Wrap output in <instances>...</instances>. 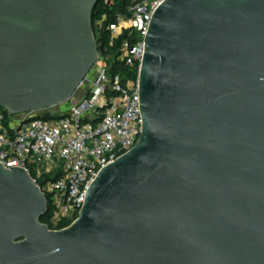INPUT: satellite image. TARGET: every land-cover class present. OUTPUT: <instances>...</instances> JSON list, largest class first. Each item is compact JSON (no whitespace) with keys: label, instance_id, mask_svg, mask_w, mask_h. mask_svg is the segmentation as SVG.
I'll return each instance as SVG.
<instances>
[{"label":"water","instance_id":"1","mask_svg":"<svg viewBox=\"0 0 264 264\" xmlns=\"http://www.w3.org/2000/svg\"><path fill=\"white\" fill-rule=\"evenodd\" d=\"M100 0H0V110L71 103L98 64ZM139 73L143 131L78 218L0 163V264H264V0H168Z\"/></svg>","mask_w":264,"mask_h":264},{"label":"built area","instance_id":"2","mask_svg":"<svg viewBox=\"0 0 264 264\" xmlns=\"http://www.w3.org/2000/svg\"><path fill=\"white\" fill-rule=\"evenodd\" d=\"M167 1L120 0L122 12L107 27L112 46L122 37L135 41L124 40L118 58L131 68L138 67L136 82L123 86L121 77L111 75L107 60L99 54L95 79L85 81L90 84L86 95L61 118L44 120L38 112L5 117L0 111V163L5 169L27 171L47 197L55 226L78 218L99 172L129 153L140 139L139 73L145 38L154 13ZM116 2L100 0L106 8ZM105 22L106 16L97 22L99 29Z\"/></svg>","mask_w":264,"mask_h":264},{"label":"trees","instance_id":"3","mask_svg":"<svg viewBox=\"0 0 264 264\" xmlns=\"http://www.w3.org/2000/svg\"><path fill=\"white\" fill-rule=\"evenodd\" d=\"M121 8L122 7L120 5V0H117L116 4L112 8H106L103 6V4L99 3L93 12L92 27L98 44L100 56L103 59L107 60L106 62L111 67V75L114 77L120 76L122 79L123 86H126L128 82H136L138 80V67L136 66L131 68L127 66L124 62H121L118 58L119 47L121 46L122 42L128 38L122 37L112 46L110 44V34L107 29L109 25L114 24L116 22L117 15L122 12ZM104 16H106V22L104 23L103 28L99 29V27L97 26V22L101 20ZM134 42V40L128 39V43L132 44ZM0 111L5 115V117H8L7 112L3 110ZM40 116L44 120H52L61 118L62 115L47 114ZM48 210L49 212L47 216L41 219V223L48 225L51 230H60L71 225V222H69L63 225L55 226L51 221L52 210L50 203L48 204Z\"/></svg>","mask_w":264,"mask_h":264},{"label":"rangeland","instance_id":"4","mask_svg":"<svg viewBox=\"0 0 264 264\" xmlns=\"http://www.w3.org/2000/svg\"><path fill=\"white\" fill-rule=\"evenodd\" d=\"M97 69H98V66L96 65L95 68L92 70V72L89 75V81H93L95 79V77L97 75ZM89 87H90V84L89 83L83 84V86H81L77 90V92L74 95L71 103L64 104V105H60V106L54 107V108L49 109V110L40 111V112H38V115L39 116L40 115H47V114L59 115L61 113L66 112L69 109V107H70L71 104H74V103H76L78 101H81L84 98V96L86 95Z\"/></svg>","mask_w":264,"mask_h":264}]
</instances>
